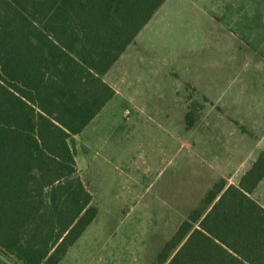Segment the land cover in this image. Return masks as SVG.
<instances>
[{
  "label": "trees",
  "instance_id": "1",
  "mask_svg": "<svg viewBox=\"0 0 264 264\" xmlns=\"http://www.w3.org/2000/svg\"><path fill=\"white\" fill-rule=\"evenodd\" d=\"M166 0H0V264H59L98 214L75 136L115 96L104 79ZM203 106L189 104L186 127ZM264 149L207 211L179 225L156 264H264Z\"/></svg>",
  "mask_w": 264,
  "mask_h": 264
},
{
  "label": "rangeland",
  "instance_id": "2",
  "mask_svg": "<svg viewBox=\"0 0 264 264\" xmlns=\"http://www.w3.org/2000/svg\"><path fill=\"white\" fill-rule=\"evenodd\" d=\"M142 30L104 76L115 96L75 136L78 168L95 194L99 221L112 206L116 218L130 212L98 226L96 239L83 248L85 259L93 253L87 261L94 264H156L187 218L183 214L196 205L206 212L201 196L208 171L201 163L188 168L185 157L191 144L198 149L197 138L237 129L253 157L264 148V0H166ZM195 60L218 69L236 61L244 79L208 96L200 82L188 80L186 67ZM135 76L144 80L129 81ZM144 88L166 96H144ZM192 101L203 105L204 120L187 129ZM162 105L167 112H143ZM234 137H228L231 143ZM180 139L183 153L175 147ZM252 196L264 205V182ZM130 220L131 232L123 237Z\"/></svg>",
  "mask_w": 264,
  "mask_h": 264
},
{
  "label": "crops",
  "instance_id": "3",
  "mask_svg": "<svg viewBox=\"0 0 264 264\" xmlns=\"http://www.w3.org/2000/svg\"><path fill=\"white\" fill-rule=\"evenodd\" d=\"M168 10L170 11V8ZM149 23L147 25H149ZM213 65L214 66H210V65L200 62L199 60H195L194 62H191L189 66L186 67V69L188 70L189 68V71H190L188 80H191V82H195V83L200 82L201 87L205 89L206 94L208 96L215 95L214 92H217L216 95H222L220 93L221 91L223 92L225 90L228 91L231 89V83L240 82L242 81L241 78L244 79L245 74L241 75V66L237 64L236 61H228L226 63H223L220 69H218L217 65L215 64ZM242 71H245V63H243ZM140 78L138 79L135 76V78L133 79L129 78V81H140ZM141 80L143 81L144 79L141 78ZM217 82H219V85H214V84L212 85V83H217ZM202 83H205V84H202ZM143 92H144V96L147 95L149 97H161V96L165 97L166 96L164 92L154 91L153 89L147 90L144 88ZM106 107L103 108V111ZM188 111H189V105H188V109L186 111L185 118H184L185 126H186V115ZM203 111H204V107L200 111L201 117L191 128L193 127L195 128L197 124H201L203 122L204 120L203 114L205 113V111L204 112ZM143 112L144 114H149V113L156 114V113L167 112V109L164 105H162V107L161 106H159L158 108L155 107L153 108V110H146ZM222 134L225 135L227 134V132L226 133L222 132ZM233 134L234 135L228 134L227 136H223L220 138H216V137L212 138L209 135V133H205L204 137H202L201 139L199 138L196 139V144H197L198 149L197 148L195 149L193 147V144L190 145V148L187 147L185 149L186 155H187L185 157L187 158L188 168H189V165H190V169H192L194 167V164L195 166H197V164L201 163L202 166L204 167L203 170L206 169L208 171L209 176L208 175L207 176L209 177V179H208L207 185L204 188L202 192V196H201V199L203 202L205 200V197L208 191L213 187V185L216 182L220 181L221 179L227 180L228 186L231 184L237 185L240 182L242 176L252 167L253 163L257 160L261 151L264 149L262 148L253 157L252 154L250 153L251 149L250 151H248L247 149V139L244 136V134L238 132L237 129L236 130L234 129ZM230 136H235L237 140L234 139V142L231 143V141L228 138ZM181 141L182 139H180V143L178 144V147L177 146L175 147L178 149V152L183 153L184 148H183ZM213 145H215L217 148L213 149ZM211 154H213V156H211ZM105 161L106 160L103 159L101 162L103 163ZM196 169H197L196 171L198 174L199 169L197 167ZM93 178H95V176H93ZM263 182H264V179L259 183L257 188H259V186H261ZM257 188L255 190H257ZM91 192L93 194V205H94L95 204L94 203L95 194L93 191ZM113 209H116V208H114L113 206L111 208L109 207L108 213L112 212V214H107V216L103 217L102 221H99L98 217L100 216V212L98 210V214L96 218L94 219V221L87 227V229L78 239V241L69 248L65 257L62 259V261H60L59 264H94V261L92 260L89 262L87 261V258L93 259L94 257L93 253H91L90 256L85 259L83 248L86 246V244H90L91 239H93V241L96 239L97 235L99 234L98 226H100L102 222L108 220V218L121 221L123 216L125 217L126 215L128 218L129 213H130L129 211L125 212V214H122V216H120L119 218H116L115 215L113 214ZM190 209L192 210L187 211L185 214H183L184 216H182L183 217L182 219H185L186 216L188 217V215L191 214V212H193L195 209H200V208H198V206L196 205V207L192 206ZM133 221L134 220L129 221L122 235L123 237L124 236L127 237L129 233L131 232V229L129 230V226L131 225V222Z\"/></svg>",
  "mask_w": 264,
  "mask_h": 264
}]
</instances>
